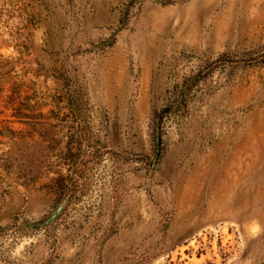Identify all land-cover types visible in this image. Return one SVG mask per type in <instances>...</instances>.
<instances>
[{
  "label": "rangeland",
  "instance_id": "1",
  "mask_svg": "<svg viewBox=\"0 0 264 264\" xmlns=\"http://www.w3.org/2000/svg\"><path fill=\"white\" fill-rule=\"evenodd\" d=\"M0 264H264V0H0Z\"/></svg>",
  "mask_w": 264,
  "mask_h": 264
},
{
  "label": "water",
  "instance_id": "2",
  "mask_svg": "<svg viewBox=\"0 0 264 264\" xmlns=\"http://www.w3.org/2000/svg\"><path fill=\"white\" fill-rule=\"evenodd\" d=\"M123 24H124V22H123ZM198 79H199V77L196 78V79H194V80H192L191 83L185 87V89L183 90L182 95L179 97V99H178V101L175 103V105H174L172 108H170V109L164 110L163 113H164V112H167V111H174V110H176V109L180 106V104H181V102H182V100H183V98H184V94L190 89V87H191L194 83H196V81H197ZM163 113H161L160 116L158 117L157 122H156V127H155V145H156V152H155V153H156V154H155V159H154L153 164H155V161H156L157 156H158V153H159V143H160V121H161V116H162ZM67 203H68V199H67V198L63 199V200L59 203V205H58V207L55 209V211H54V212H53V213H52V214H51V215H50V216H49V217H48L43 223H41L40 225H38V226L20 227V228L34 230V229H37V228H40V229H41V228H46V227H48L49 225H51L52 223H54V222L60 217V215L62 214V212H63L64 209L66 208Z\"/></svg>",
  "mask_w": 264,
  "mask_h": 264
},
{
  "label": "crops",
  "instance_id": "3",
  "mask_svg": "<svg viewBox=\"0 0 264 264\" xmlns=\"http://www.w3.org/2000/svg\"><path fill=\"white\" fill-rule=\"evenodd\" d=\"M124 63H122L121 61L119 62L118 66L120 65L121 67H124L123 65ZM142 73V79H141V84H143L145 82V78H144V70L141 71Z\"/></svg>",
  "mask_w": 264,
  "mask_h": 264
}]
</instances>
